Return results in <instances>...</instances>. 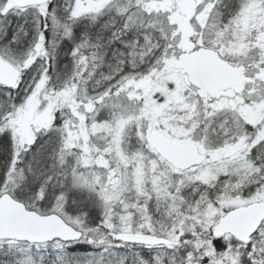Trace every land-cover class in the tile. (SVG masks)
Segmentation results:
<instances>
[{
    "label": "snow or ice",
    "instance_id": "6c2138e0",
    "mask_svg": "<svg viewBox=\"0 0 264 264\" xmlns=\"http://www.w3.org/2000/svg\"><path fill=\"white\" fill-rule=\"evenodd\" d=\"M0 264H264V0H0Z\"/></svg>",
    "mask_w": 264,
    "mask_h": 264
}]
</instances>
